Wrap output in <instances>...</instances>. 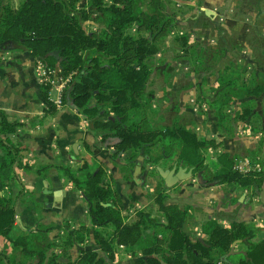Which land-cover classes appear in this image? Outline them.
Listing matches in <instances>:
<instances>
[{
	"label": "trees",
	"instance_id": "1",
	"mask_svg": "<svg viewBox=\"0 0 264 264\" xmlns=\"http://www.w3.org/2000/svg\"><path fill=\"white\" fill-rule=\"evenodd\" d=\"M83 1L92 10L80 7ZM171 2L21 0L15 4L13 0H0V44L20 41L32 56L56 67L59 74L72 73V83L64 95L65 103L71 100L77 111L89 119L91 129L103 139H118L117 154L130 151L131 157H136L143 153L154 163L175 159L197 171L204 167V151L214 145L213 141L198 138L178 121L154 126L147 113L154 94L149 85L157 42L177 21L174 14L166 11V4ZM86 21L102 27L88 30ZM133 26L137 27L135 36L127 33ZM174 40L188 46L183 49L186 54L195 53L193 48L189 50L187 34L176 33ZM199 51L202 55L203 50ZM211 51L223 54V49ZM196 57V62L203 58ZM231 80L229 85H222L214 92L217 116L221 119L222 108L238 99L239 108L234 118L245 120L252 115L248 98L264 94V83L254 75L250 76L249 84L241 81L238 87L240 80ZM48 89L49 86L43 85L45 97ZM253 117L256 118L252 115L250 123L255 126ZM22 125L0 109V191L4 184L15 179L14 167L22 150L15 134ZM216 161L218 168L211 174V180L242 188L259 187L264 183V171H234L232 158L226 152L216 155ZM60 168L83 191L93 224L97 226L92 234L110 260L115 259V246L121 245L132 256L140 254L138 264H216L229 252L233 241L242 240L245 252L238 260L225 264H264V237L254 239L257 230L249 223L233 222L226 228L207 220L201 230L206 240L201 242L183 227L186 208L164 204L163 193L154 199L163 221L154 220L146 210H136L125 220L122 206L111 201L116 191L105 181L106 171L102 166L90 171L85 181H79L70 167L62 165ZM16 216L12 200L0 194V237L20 249L19 264H26L32 258L38 260L37 264H44L47 259L49 264H109L92 249L82 250L75 261L61 263L56 253L49 256L52 243H45L44 232L19 231ZM85 230L91 233L88 228ZM76 236L83 240L85 233H80L79 229ZM62 238L64 246L71 244L70 234Z\"/></svg>",
	"mask_w": 264,
	"mask_h": 264
},
{
	"label": "crops",
	"instance_id": "2",
	"mask_svg": "<svg viewBox=\"0 0 264 264\" xmlns=\"http://www.w3.org/2000/svg\"><path fill=\"white\" fill-rule=\"evenodd\" d=\"M13 1L18 4L21 0ZM254 1L258 5L261 2ZM258 14L264 16V7L244 11L242 17L252 21ZM259 28L262 34L264 24ZM36 61L20 41L0 44V109L10 119L23 123L15 134L22 148L14 167L15 179L4 184L0 194L12 200L19 231L44 232L45 243H52L49 256L54 252L61 263H68L75 261L82 250L92 249L109 264H138L141 258L140 254L132 256L118 245L115 259H109L92 234L97 226L93 224L89 203L83 191L63 174L62 165L70 167L79 181H85L90 171L102 166L105 181L116 191L111 201L122 206L125 220L136 210H146L154 220L163 221L154 200L163 193L164 204L186 208L183 227L201 242L206 240L201 230L207 220L226 228L233 222L249 223L257 230L254 239L264 237V200L256 194L257 186L242 188L211 180V174L218 168L216 155L222 152L232 158L234 171H264V94L248 98V106L256 116L255 126L250 123L252 115L245 120L234 118L239 108L236 99L222 108L223 117L219 119L212 94H200L188 87L174 91L163 82L167 80L165 64L154 66L150 85L154 76L162 81L156 89L151 87L154 94L149 118L154 126L166 125L167 122L160 123L161 114L174 108L180 123L198 138L213 141L214 145L204 151V167L194 171L175 159L154 163L143 153L136 157H131L130 151L117 154L118 139H103L70 101L59 107L49 100L48 92L46 97L43 95ZM257 188L263 189L264 183ZM79 229L85 233L83 240L77 239ZM68 234L72 242L64 246L62 237ZM235 241L233 252H230L232 242L225 261L222 259L225 255L221 257L224 264L238 260L245 252L242 240ZM21 257L20 249L0 237V264L9 261L19 264ZM37 263L32 258L26 264ZM44 264H49L48 259Z\"/></svg>",
	"mask_w": 264,
	"mask_h": 264
},
{
	"label": "rangeland",
	"instance_id": "3",
	"mask_svg": "<svg viewBox=\"0 0 264 264\" xmlns=\"http://www.w3.org/2000/svg\"><path fill=\"white\" fill-rule=\"evenodd\" d=\"M85 3H80V7L92 10ZM262 7L264 0L259 5L254 0H172L166 4V11L174 14L177 21L173 22L171 31L157 42L153 69L154 66L165 64L167 80L163 82L168 88L178 91L188 87V90L200 94L210 93L212 101L215 90L222 85H229L233 82L231 79L240 80L237 87L241 81L249 84L251 75L264 83V32L261 34L259 28V25L264 24V16L258 14L252 21L242 17L244 11H257ZM85 25L88 30L102 27L92 21H86ZM136 28L131 27L127 33L135 36ZM176 33L188 35L189 50L193 48L195 53L183 52L188 46H181L174 40ZM213 49H223V54L211 51ZM199 50H203L202 55ZM198 55L203 57L200 62H196ZM216 56L220 59H216ZM152 80L150 89H156L162 83L156 76ZM150 111L152 105L149 103L147 113ZM262 115L264 118V112ZM177 116L174 108L163 111L160 123L179 122Z\"/></svg>",
	"mask_w": 264,
	"mask_h": 264
},
{
	"label": "built area",
	"instance_id": "4",
	"mask_svg": "<svg viewBox=\"0 0 264 264\" xmlns=\"http://www.w3.org/2000/svg\"><path fill=\"white\" fill-rule=\"evenodd\" d=\"M36 71L38 81L42 85L49 86L48 98L56 106L65 105L64 95L73 80V74L63 76L59 74L56 67L47 65L42 59L36 61ZM216 264H224L222 260L216 261Z\"/></svg>",
	"mask_w": 264,
	"mask_h": 264
},
{
	"label": "water",
	"instance_id": "5",
	"mask_svg": "<svg viewBox=\"0 0 264 264\" xmlns=\"http://www.w3.org/2000/svg\"><path fill=\"white\" fill-rule=\"evenodd\" d=\"M70 103L72 104V101L70 100ZM160 170V169H159ZM182 171H183V169H181ZM163 172H167V173H169V171H163ZM255 192H256V194L258 195V196H260L263 200H264V188L263 189H261V190H259L257 187H255ZM109 204V203H108ZM108 204H106V205H108ZM236 242V241H235ZM234 242H233V244H232V249H231V251L230 252H233L232 250H233V246H234ZM226 256L227 255H225V256H223L222 257V259L225 261V258H226Z\"/></svg>",
	"mask_w": 264,
	"mask_h": 264
}]
</instances>
